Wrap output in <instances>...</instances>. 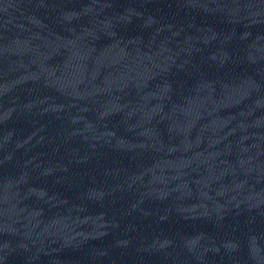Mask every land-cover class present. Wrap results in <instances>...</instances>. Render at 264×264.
Here are the masks:
<instances>
[{
	"label": "water",
	"instance_id": "95a60500",
	"mask_svg": "<svg viewBox=\"0 0 264 264\" xmlns=\"http://www.w3.org/2000/svg\"><path fill=\"white\" fill-rule=\"evenodd\" d=\"M0 264H264V0H0Z\"/></svg>",
	"mask_w": 264,
	"mask_h": 264
}]
</instances>
